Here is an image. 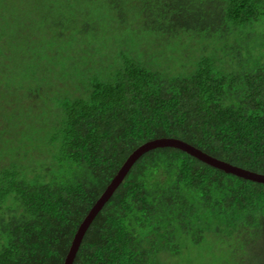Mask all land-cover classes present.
I'll return each mask as SVG.
<instances>
[{
  "label": "trees",
  "instance_id": "obj_1",
  "mask_svg": "<svg viewBox=\"0 0 264 264\" xmlns=\"http://www.w3.org/2000/svg\"><path fill=\"white\" fill-rule=\"evenodd\" d=\"M106 1L87 16L125 44L94 69L82 0H0V264H64L148 141L264 174V0ZM72 264H264V182L150 148Z\"/></svg>",
  "mask_w": 264,
  "mask_h": 264
},
{
  "label": "water",
  "instance_id": "obj_2",
  "mask_svg": "<svg viewBox=\"0 0 264 264\" xmlns=\"http://www.w3.org/2000/svg\"><path fill=\"white\" fill-rule=\"evenodd\" d=\"M175 146L179 147L190 154L198 157L199 159L214 165L216 167L222 168L227 172H231L252 180L264 182V174L257 173L251 170H247L244 168H241L239 166L230 164L228 162L222 161L220 159H217L215 157H212L211 155L203 152L201 149L189 144L188 142H185L180 139L176 138H158L151 141H148L147 143L140 146L137 150H135L129 158L126 160L124 165L119 170L118 174L114 177L113 181L109 184L105 192L102 194V196L98 199V201L95 203V205L92 207L82 224L80 225L74 239L72 242V245L70 247V250L67 254L66 260L64 264H72L74 261V258L76 256L77 250L79 248V245L82 241V238L84 236L85 231L87 230L89 224L92 222L94 217L97 215L99 210L103 207V205L106 203V201L109 199L113 191L116 189V187L120 184L124 176L126 175L127 171L133 164V162L146 150L150 148H154L157 146Z\"/></svg>",
  "mask_w": 264,
  "mask_h": 264
},
{
  "label": "rangeland",
  "instance_id": "obj_3",
  "mask_svg": "<svg viewBox=\"0 0 264 264\" xmlns=\"http://www.w3.org/2000/svg\"><path fill=\"white\" fill-rule=\"evenodd\" d=\"M98 1H99L98 3L95 0L93 2V4H89V3H87V0H82L81 4L80 5H76L75 7L79 8V10H80L82 8V6L84 8V7H86L88 5L86 7V9H85L86 11L84 13L85 16L88 18L87 15L93 14L91 12V9H90L91 7L100 8L101 14L105 13L104 6L107 4V1L105 3H103V4L101 2L102 0H98ZM91 17L92 16H90L88 19L90 20V23L92 24L93 23V21H92L93 19ZM79 20L80 21L84 20V16L82 14L79 15ZM97 20H101V19H97ZM110 25L116 26V24H114V23H110ZM92 26L96 29L95 30L96 36H92V38H90V43L86 44L83 47V49L80 50L79 54L75 55V57L86 60V63L83 64V66L86 67L87 65H89L87 67H91V68L96 69L94 67V64L97 65L98 67H103V65H104L103 60H106L107 57L113 55L114 52L113 53H111V52L116 50V49H118V48H120V47H122L125 43H123L121 41V35L120 34L118 35V37H114V34L117 31V29H115V27H111L109 30H105V29H103V26L100 25V24H92ZM97 30H98V33H97ZM162 41H161V44H160V41H158V43L156 44L157 48H160V47L164 46V44H162ZM76 52H78V49H77ZM95 60H100V61H95ZM176 63H178L177 66H179V62H176ZM75 67L78 68V63L77 62L75 63ZM75 78H76L75 82L77 84L86 82V79L82 78L81 75H76ZM70 83H72V82L70 81ZM63 85H66V83L63 82Z\"/></svg>",
  "mask_w": 264,
  "mask_h": 264
}]
</instances>
